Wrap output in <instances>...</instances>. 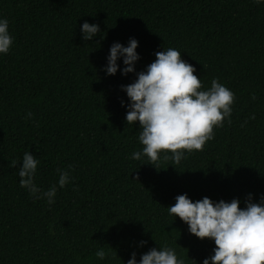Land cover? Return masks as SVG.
I'll return each instance as SVG.
<instances>
[{
    "label": "trees",
    "instance_id": "trees-1",
    "mask_svg": "<svg viewBox=\"0 0 264 264\" xmlns=\"http://www.w3.org/2000/svg\"><path fill=\"white\" fill-rule=\"evenodd\" d=\"M0 18L14 36L0 56V264H125L162 244L186 264L211 255L213 242L166 208L180 194L237 198L240 207L247 194L253 202L264 194V0H0ZM84 22L99 26L92 41L81 38ZM129 38L134 73L106 76L109 47ZM169 47L204 87L217 78L236 101L231 124L214 129L203 150L149 165L131 159L140 129L124 120L120 87ZM25 151L40 161L43 190L57 169L71 173L50 206L19 187L11 161ZM108 246L113 254L98 260Z\"/></svg>",
    "mask_w": 264,
    "mask_h": 264
},
{
    "label": "clouds",
    "instance_id": "clouds-1",
    "mask_svg": "<svg viewBox=\"0 0 264 264\" xmlns=\"http://www.w3.org/2000/svg\"><path fill=\"white\" fill-rule=\"evenodd\" d=\"M98 32L99 26L95 23L80 25L83 41H92ZM13 42L9 21L0 18V56L9 53ZM136 48L137 40L133 38L128 39L127 46L112 43L101 70L106 76L115 75L118 68L121 76L134 73L139 59ZM154 56L144 70L135 73L133 82L120 87L127 98L126 105L121 101V106L126 108L124 120L128 124H138L140 129L137 140L142 148L133 151L131 159H147L149 165L162 160L178 164L186 154L203 150L205 144L213 140L214 129L231 124L236 95L217 78H212L210 86L204 87L194 74L196 69L181 59V52L176 48L163 49ZM117 61H122V67ZM26 118L31 121L32 113H26ZM18 163L19 187L36 200L45 199L49 206L55 202L57 190L73 179L69 170L57 169L58 179L43 190L35 182L40 161L25 151L19 162L11 161V167L15 168ZM240 204L237 198L227 202L223 199L212 201L208 197L193 201L186 194H180L166 209L173 220L179 218L187 226L190 235L213 242L212 254L200 264H264V194L253 202L249 193L243 200V207ZM145 244L146 241L141 240L136 246L144 247ZM110 250L113 249L109 246L98 247L94 255L104 261L113 254ZM191 261L196 264L195 260ZM125 264L186 262L175 248L162 244L148 249L138 260L136 252L130 253Z\"/></svg>",
    "mask_w": 264,
    "mask_h": 264
}]
</instances>
